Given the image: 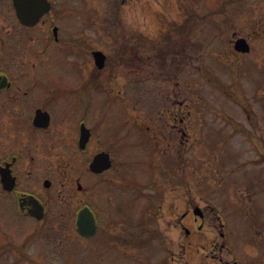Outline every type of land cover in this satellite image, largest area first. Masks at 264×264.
Instances as JSON below:
<instances>
[{
  "label": "flooded vegetation",
  "instance_id": "af4514ba",
  "mask_svg": "<svg viewBox=\"0 0 264 264\" xmlns=\"http://www.w3.org/2000/svg\"><path fill=\"white\" fill-rule=\"evenodd\" d=\"M56 1L47 0L50 6L46 10L45 0H25L28 19H33L35 10L41 12L36 22L28 23L18 17L15 0H0L1 254L18 252L28 257L25 247L35 237L37 245L42 246L40 239H49L50 229H57L56 234L62 239L64 215L74 214L76 220L78 211L85 206L95 216L93 237L100 233L113 237L117 233H110L106 227L120 226L124 236L129 227L131 201L144 198L145 189L156 200L166 190L168 180L181 177L184 184L180 189L187 195L192 192L193 171L171 173L168 167L177 168L183 163L193 170L188 131L193 124L192 50L196 22L204 18L194 14L193 0H127L140 5L143 22L136 26L133 19H120L119 14L116 21L112 18L105 19L107 23L101 21L111 39L107 51L96 45L99 32L94 20L82 26L79 24L82 19L75 18L78 17L75 10L73 13L67 7L59 8ZM228 1L221 0L219 4V12L227 18L235 6L233 2L225 7ZM236 9L235 6V12ZM67 19L76 22L69 35L62 34ZM147 32L156 33L158 39H147ZM51 42L60 48L71 47L73 42L79 63L74 83L63 90L55 80L42 78L40 68L39 71L34 68L41 62L34 63V51L39 48L46 58ZM233 42L234 37L230 45ZM98 49L106 54L101 68L93 55ZM148 50L150 53L145 54ZM154 52L160 55L153 56ZM156 58L160 66L157 77L162 80L157 88L158 109L153 110L154 114L123 110L122 128L103 129L107 118L98 117L93 107L94 95L99 91V83L102 84L103 68L122 67L126 71L132 69L134 74L138 69L137 81L132 83L142 92L146 66ZM184 67L185 81L181 82ZM127 75L120 79L129 89ZM106 95L113 97L112 102H119L122 97L113 92ZM82 104L83 111L73 115L57 110L59 106L76 108ZM99 153L110 160V166H91ZM173 188L178 190L176 184ZM197 206L200 205L186 202L173 227H183L188 236L194 231L203 232L207 212L202 206L196 209ZM50 214L57 222L50 223ZM26 223L33 225L28 228ZM214 231L213 227L209 232ZM15 233L20 237H15ZM219 235L224 237L226 246V232L221 230ZM208 238V243L216 244L215 239ZM232 264L238 261L232 260Z\"/></svg>",
  "mask_w": 264,
  "mask_h": 264
},
{
  "label": "rangeland",
  "instance_id": "374dc122",
  "mask_svg": "<svg viewBox=\"0 0 264 264\" xmlns=\"http://www.w3.org/2000/svg\"><path fill=\"white\" fill-rule=\"evenodd\" d=\"M66 1L55 3L59 8L75 10L78 16L75 18L82 19L79 22L82 26L94 20L99 32L96 45L106 51L111 39L107 37V27L100 21L107 23L103 20L107 18L116 21L119 14L120 19H133L132 23L140 26L144 18L140 5L127 0L124 5L123 0H69L68 5ZM233 2L237 9L235 12L233 6L228 18L223 12L215 13L214 18L209 16L211 11H219L221 0L192 2L195 14L204 17L196 22L192 50L193 124L188 131L193 170L183 163L177 168L168 167L171 173L193 171L191 194L180 189L184 184L181 177L168 180L166 190L156 200L145 189V204L141 199L133 201L137 207L131 213L126 235L123 236L121 226L119 229L106 227L110 233H117L113 238L101 233L94 239L81 237L74 226L75 215H64L66 226L62 239L57 236V229H50L49 239H40L42 246L37 245L38 237H35L25 247L28 257L18 252L0 253V264H34L31 258H43L39 261L41 264H225V260L227 264H232V260L240 264H264V0H229L225 7ZM79 10L88 11L89 16L77 14ZM66 22V31L62 34L69 35L76 22L71 19ZM234 31L250 38L248 54H235L230 45ZM151 33L147 32V39L156 41L157 34ZM148 53L149 50L145 51ZM45 54L46 58L37 48L33 58L34 63L41 61L34 68L41 69L42 78L55 80L62 90L72 85L79 69L75 50L70 46L60 48L51 42ZM110 67L103 68L102 84L98 82L101 90L94 95V110L98 117L107 118L103 129L122 128L123 110L154 114L160 100L157 88L162 85L157 77L160 74L157 58L146 66L142 92L132 83L137 81L138 69L134 74L132 69ZM127 73L129 89L120 79ZM185 73L184 67L181 82L185 81ZM112 92L122 96L119 102H112L113 97L106 95ZM67 97L73 98L69 94ZM83 109V104L76 108H57L71 115ZM186 202L205 208L203 232L194 231L188 236L183 227H173ZM50 216L51 224L57 222ZM183 221L186 223L187 218ZM222 221L227 225L226 246L224 237L219 235L224 230ZM26 224L28 228L33 225ZM213 227L215 231L209 232ZM207 236L215 239L216 244L208 243Z\"/></svg>",
  "mask_w": 264,
  "mask_h": 264
},
{
  "label": "water",
  "instance_id": "95a60500",
  "mask_svg": "<svg viewBox=\"0 0 264 264\" xmlns=\"http://www.w3.org/2000/svg\"><path fill=\"white\" fill-rule=\"evenodd\" d=\"M48 5L46 4V7ZM18 12L21 15V12L25 14L26 10L24 6H21V4L17 5ZM37 8V7H35ZM25 18V17H23ZM237 48L242 49V50H247V48H243L241 44H237ZM96 57L99 56V60H101L100 65L103 64L104 56L101 55V52L97 51L95 52ZM95 164H100L99 168H106L110 165V161L107 160L106 158H102V153H99L95 158L94 161L92 162V166ZM77 230L85 235V236H91L95 233L96 231V224H95V218L91 211L88 208H83L77 217Z\"/></svg>",
  "mask_w": 264,
  "mask_h": 264
}]
</instances>
